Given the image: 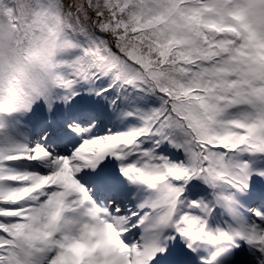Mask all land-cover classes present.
Instances as JSON below:
<instances>
[{
	"label": "snow or ice",
	"instance_id": "obj_1",
	"mask_svg": "<svg viewBox=\"0 0 264 264\" xmlns=\"http://www.w3.org/2000/svg\"><path fill=\"white\" fill-rule=\"evenodd\" d=\"M0 264H264V0H0Z\"/></svg>",
	"mask_w": 264,
	"mask_h": 264
}]
</instances>
